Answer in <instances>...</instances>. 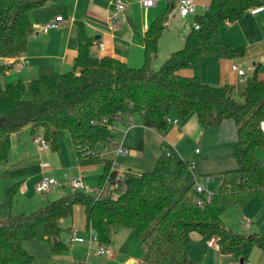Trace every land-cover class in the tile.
I'll use <instances>...</instances> for the list:
<instances>
[{
	"label": "trees",
	"instance_id": "16d2710c",
	"mask_svg": "<svg viewBox=\"0 0 264 264\" xmlns=\"http://www.w3.org/2000/svg\"><path fill=\"white\" fill-rule=\"evenodd\" d=\"M47 2L0 0V57H17L27 50L34 31L30 14ZM262 4L264 0H211L208 9L194 17L200 28L192 26L183 47L159 68H153L152 61L166 29L168 7L144 34L140 67L92 54L93 38L82 21L75 22L79 46L70 70L4 84L2 77L11 66L0 64V162L8 160L11 134L29 126L32 135L43 130L53 151L69 133L80 164L104 163L103 180L110 173V160L97 147L106 142L110 131L102 120L117 112L137 115L144 126L158 131L169 127L168 116L185 120L195 113L204 129L233 119L237 127L234 154L239 160L238 168L223 173L211 200L202 203L197 197L204 194L196 192L194 182L185 187L191 163L167 153L158 157L151 171L130 176L127 189L116 197L96 198L73 190L37 211L15 213L14 198L20 187L15 183L6 189L8 214L0 220V264H35L24 242L37 239L39 229L52 252L66 250L60 239L61 221L70 219L78 204L85 208L87 229L96 231L100 243L110 244L118 227L134 230L149 264H194L189 254L192 232L205 240L216 238L220 251L238 260L246 259L254 246L264 247V236L234 231L222 217L253 198L264 205V164L255 154L258 147L264 149V78L257 72L247 77L240 102L233 97L231 85H212L198 75L184 74L210 56H244L243 46L217 41L215 34Z\"/></svg>",
	"mask_w": 264,
	"mask_h": 264
},
{
	"label": "crops",
	"instance_id": "0c3cea01",
	"mask_svg": "<svg viewBox=\"0 0 264 264\" xmlns=\"http://www.w3.org/2000/svg\"><path fill=\"white\" fill-rule=\"evenodd\" d=\"M113 1L114 0H48L44 6L32 10L30 17L34 31L29 37L27 50L22 53V55L29 59V66L23 68L21 71H17L10 65L11 67L2 77L3 83L14 84L19 81L28 82L53 70L58 72L70 70L74 64L79 46L75 28L76 21L84 22L88 35L93 38V44L90 48L92 54L99 57L118 58L127 62L132 67H137L144 63V34L148 30L151 22L162 14L167 7L170 8L169 18L166 23V29L158 45V52L160 53L163 43L165 40L167 41L166 50H164L165 59L168 58L173 51L183 47L185 38L192 29V23L184 32L183 30H177L175 28L174 30L177 33L175 32V35L170 38L171 34L169 32L174 28L173 20L178 13L171 4H169L168 0H157L154 5L148 8L141 5V0H130L131 4L127 2L126 9L123 12L125 18L124 24L120 28L114 30L111 28L108 21L109 15L114 9ZM195 1V12L188 16L195 17L196 15L203 14L211 4V0ZM161 2L163 3L162 5ZM135 4L143 8L144 12L148 15L151 10H154L152 16L147 15L144 21H141L140 27H138L131 18V13ZM250 9L237 20L228 22L222 28L223 32L215 36L217 41L227 43L232 47L243 46L245 48L244 56L233 58L210 56L198 62L192 69L185 70L184 74L189 76L198 75L204 82L212 85L229 84L234 87L236 83L238 88H240V93L245 89L247 77L251 76L253 73L257 72L260 78H264V11L252 13ZM155 14L158 15L154 18ZM60 15L63 19L57 28L50 29L46 33L39 30V26L54 20L55 17ZM178 16L181 18L188 17H182L179 14ZM178 32H181L179 36L177 35ZM97 41H103L105 43V49L102 55H98L95 47V42ZM9 60L10 58L0 57V64L9 65ZM233 64H238L243 68L246 72V76H240L236 71L232 70ZM239 83L242 85L240 84L239 86ZM193 117L194 118L188 117L185 120H179L177 124H170L165 131H158L144 126L139 116H137V121L141 123L140 125L152 131L157 138H161V148L167 149L166 144L174 146L178 154V156H175L191 163L190 160H192L194 153H200L199 149L195 148L194 145L202 136L203 129L196 115ZM138 123H136V125H139ZM37 134H44L43 130H40ZM29 135L32 137L29 126L19 132L11 134V149L8 160L6 162H0V178L3 174L6 175V180L4 181V186H6L5 189L8 188L9 183H19V192L22 195H27L31 185H33V183L36 184L43 175H52L57 179H59V176L63 177L59 179L62 184L50 192H46L49 195L57 188L64 187L65 189L68 187V192L60 189L54 197L52 196L57 199L73 191L68 184V180L79 173L86 176L85 179L87 178L86 181L89 184H98L104 171V163H100L102 168H99V163L87 165L80 164L72 139L70 142H67L68 144L66 143V148L64 150L61 148L58 151H53L52 149L43 151L38 145L36 150H34V146L30 143L31 137ZM141 135L144 136V138H138L135 148H129V154L120 156L128 157V155H142L149 134L145 131L141 133ZM160 153L169 154L170 152L162 150ZM112 154L114 155L113 152ZM171 154H173V152H171ZM120 156H118L117 159ZM112 158L113 157L109 158V160ZM123 162L128 169L140 173L144 172L140 171L139 167L135 166L133 163ZM194 165V169H196V164L194 163ZM207 174L210 175V173H202L199 176H201L203 180V176ZM210 176L212 180V175ZM211 180L209 182H204V180L202 183L198 182L207 187V185L211 183ZM21 188L23 190H21ZM240 218H242V216ZM254 222L255 221L252 219L250 228H253ZM61 225L62 228L67 226L69 232L72 227L78 228L81 236H83L81 231L88 233L89 229H87L86 226L84 206L81 204L76 205L73 216L68 220L61 221ZM242 234H257L264 236V223L257 231L249 234L247 232ZM130 237V232H128V234H119V232H116V229L113 231L110 246L114 251V255L111 260H114L116 264H133L136 259L144 256L145 247L143 244H141L138 239L139 245L135 248V242L129 241ZM72 245H81V243H72ZM189 254L194 264H240V260L234 255L223 254L220 250L208 246L206 240L198 232H192L191 234ZM81 264L85 263L83 262ZM244 264H264V247L254 246L248 257L244 259Z\"/></svg>",
	"mask_w": 264,
	"mask_h": 264
},
{
	"label": "rangeland",
	"instance_id": "374dc122",
	"mask_svg": "<svg viewBox=\"0 0 264 264\" xmlns=\"http://www.w3.org/2000/svg\"><path fill=\"white\" fill-rule=\"evenodd\" d=\"M124 1L130 2V0H124ZM162 4L163 3L161 2V5ZM171 9L173 10L172 7ZM153 13L154 10H151L149 15L152 16ZM158 14H155L154 18ZM147 15L148 14L144 12L143 8H141L136 4L134 5V9L131 13V18L132 21L138 27L141 26V21H144ZM193 21H194L193 16H188L187 18H181L177 14V16L173 20L174 28L169 32L171 34L170 38L175 35L176 32L174 30L175 28L177 30H183L184 32L186 29H188L189 25L193 23ZM221 32H223L222 28L215 34V36ZM180 33L181 32H178L177 35L179 36ZM166 44L167 41L165 40V42L162 45L163 47L161 49V52L160 53L158 52L157 58H155L152 61L153 68H159L167 59L164 58V50H166ZM142 64H140L139 66H141ZM240 84L241 83H239V86ZM239 89L240 88H238V86L235 83V86L233 87L232 95L237 101L243 102L244 98L241 96ZM193 116H195V113L190 114L189 117L194 118ZM134 119L136 123H138L137 116H134ZM138 124L139 125H136L133 128H131L123 136L124 139L123 145L131 149L135 148V144L138 138H144V136H142L141 133L146 131L149 134V137H147L146 145L144 147V153L139 156H133V155H128V157L120 156L117 159V162L122 163L124 166L125 164L123 161H125L126 163L128 162L133 163L135 166L139 167L140 171L145 172L154 169L155 163L161 154L160 151L162 150L163 151L166 150V152L169 151L170 152L169 154L173 152L172 155L178 156L174 146H170L169 144H166L167 149L161 148V143H162L161 138L160 137L157 138L152 131L140 125L141 123ZM263 130H264V123H263ZM121 134L123 133H121L120 131L117 133V135L119 136ZM201 135L202 136L199 138V140L196 141L197 143H195L194 145L195 148L199 149L200 153L198 154L194 153V155L192 156V160H190L191 162H194L196 164V169L193 170L194 172L192 174V177L190 176L191 180H189L186 183L185 187L187 188L192 184L193 177L195 178L196 176L197 181L202 183L203 180L199 175L202 173L203 174L210 173V175H212V180L211 183L208 184L206 187L207 189L206 193H215L219 189V186L223 178V173L227 170H232L239 167V160L237 156L234 154V147L237 141V127L233 119H227L220 124L211 126L206 129L203 128ZM33 137L34 136L32 135V137L30 138L31 139L30 143L32 146H34V150H36V147L38 146L34 142ZM70 140H71L70 134L66 133L65 137L60 142V147L58 150H60L61 148H63L64 150L66 148V143L70 142ZM111 145L112 146L110 147H113V144ZM97 150L102 152L103 155L102 157L104 158L109 159L111 157H114L112 152H104V146L102 144L97 147ZM255 154L261 161H263L264 164V149L258 147L256 149ZM98 166L99 168L100 167L102 168V165L100 163L98 164ZM5 177L6 175L3 174L0 178V220H4L8 214L7 203H6L7 201V195L5 189L6 186H4L5 183L4 181L6 180ZM58 178L61 179L63 177L58 176ZM8 185L11 186L13 185V183H9ZM35 187L36 184L33 183L27 195H22L19 191L15 194L14 204H13L14 206L13 211L15 213L29 214L31 212L37 211L41 207L45 206L49 201L55 199L53 197L58 193L60 189L65 190V192H68L69 190L68 187H66L65 189L64 187L57 188L54 192L48 195V193L45 194L37 193ZM241 216L242 217L248 216L252 218L255 221L253 228L250 229L245 228L241 222V218H240ZM222 217L223 219H225L227 226H229L232 230L240 233L247 232L249 234L251 232L257 231L258 228L262 227V224L264 223V205L258 198H253L244 207L236 206L227 210L224 214H222ZM133 231L130 230V228L123 226L118 227L116 229V232L117 233L119 232V234L120 233L128 234V232H130L131 237L129 241H134L136 248L138 247L139 242L136 233ZM81 234L85 238L89 237V232L87 233L81 231ZM60 239L67 246V249L62 252H52L50 247V242L45 236L44 231L42 229H39L37 239L25 241L24 246L32 255H34L35 264H78V263L81 264L83 262L85 264H116L114 260L107 259L103 256L95 254L94 252H92L89 255V257H87V247L85 244L81 243V245H72V242L69 241V229L67 228V226L63 227L60 233Z\"/></svg>",
	"mask_w": 264,
	"mask_h": 264
},
{
	"label": "built area",
	"instance_id": "2783aa9c",
	"mask_svg": "<svg viewBox=\"0 0 264 264\" xmlns=\"http://www.w3.org/2000/svg\"><path fill=\"white\" fill-rule=\"evenodd\" d=\"M169 4L174 8V10L182 17H186L195 12L196 1L195 0H168ZM157 0H141V5L145 8H148L154 5ZM114 9L112 13L109 15L108 21L112 29L120 28L124 22L125 18L123 16V12L126 9L127 2L124 0H114ZM252 13H258L264 11V4L255 6L250 9ZM63 17L57 16L54 20L48 21L45 24L39 26V30L42 32H48L50 29L57 28L59 23L62 21ZM192 26L195 29L200 28V24L196 21L192 23ZM95 47L97 49L98 55H102L105 49V43L103 41L95 42ZM99 57V56H98ZM10 58L9 65L12 66L13 69L17 71H21L23 68L29 66V59L20 54L17 57H7ZM232 70L236 71L240 76L245 77L246 72L243 68H241L238 64L232 65ZM167 122L169 124H177L179 122V118L176 116H168ZM102 123L107 124V128L110 131V136L103 143L104 152H113L114 157L110 159V173L106 178L100 180L98 184L91 185L89 184L85 176L82 173H79L76 176L69 178L68 184L71 186L73 190L82 191L86 194H91L96 198H107V197H116L119 194L123 193L127 189V182L130 176L141 175L140 172H135L131 169L126 168L122 163L117 162V157L120 155H127L130 153V149L123 145L124 139L123 136L134 126H136V121L134 119V114H127L123 112H117L111 119L104 118ZM121 132L120 136L117 135L118 132ZM34 142L39 146V148L43 151L49 150L50 145L44 134H34L33 135ZM111 144H114L113 147H110ZM198 151V150H197ZM101 156L102 152L98 151ZM194 163L190 164V176L192 177L194 170ZM111 172H114L111 173ZM191 180V178H190ZM204 182H209L211 180V176L209 174L203 176ZM193 182L195 190L198 194H204L203 198L197 197L199 203L204 201H210L212 198V193H206V187L204 184H200L197 181V177H193ZM62 182L52 175H43L40 180L36 183L35 190L39 194H43L46 192H50L56 187L60 186ZM21 190H23L21 188ZM241 222L245 228L249 229L252 225V218L248 216H243L241 218ZM89 237L85 238L79 234V230L76 227H72L69 232V241L72 243H85L87 247V257L94 252L97 255L103 256L107 259H112L114 255V251L111 248L110 244H103L99 242L98 234L95 230L90 228L88 230ZM208 246L220 250V245L216 238L212 237L206 240ZM133 264H149L142 257L136 259Z\"/></svg>",
	"mask_w": 264,
	"mask_h": 264
},
{
	"label": "water",
	"instance_id": "95a60500",
	"mask_svg": "<svg viewBox=\"0 0 264 264\" xmlns=\"http://www.w3.org/2000/svg\"><path fill=\"white\" fill-rule=\"evenodd\" d=\"M240 264H244V258L240 259Z\"/></svg>",
	"mask_w": 264,
	"mask_h": 264
}]
</instances>
